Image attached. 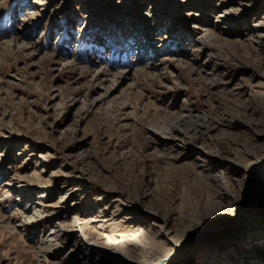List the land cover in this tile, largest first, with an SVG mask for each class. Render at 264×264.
Segmentation results:
<instances>
[{
	"label": "rangeland",
	"instance_id": "374dc122",
	"mask_svg": "<svg viewBox=\"0 0 264 264\" xmlns=\"http://www.w3.org/2000/svg\"><path fill=\"white\" fill-rule=\"evenodd\" d=\"M0 264H264V0H0Z\"/></svg>",
	"mask_w": 264,
	"mask_h": 264
},
{
	"label": "bare ground",
	"instance_id": "6f19581e",
	"mask_svg": "<svg viewBox=\"0 0 264 264\" xmlns=\"http://www.w3.org/2000/svg\"><path fill=\"white\" fill-rule=\"evenodd\" d=\"M12 41L14 43L16 42L15 39H12ZM34 48L35 47H33L31 45L30 47H27V46L23 47V48H21V50H15L14 49V51H13L14 54L8 52L6 54V59L7 60H13V61L16 60V59L22 60L23 57H24V53L25 52H30L31 53L32 51H34ZM49 59H50V61L52 60V58H49ZM70 67H74V66L70 65ZM84 73H85L84 75H87L86 72H84ZM99 76L100 77L104 76V72L102 74H100ZM145 76L146 75L144 74L143 77L145 78ZM226 103L227 104L225 105V107L221 111L218 112V115H219L218 120L219 121L220 120L224 121L223 117L228 115V114L230 115V117L233 120H236L237 117H240V118L243 117L244 118L247 115H249V113H252V111L256 108V106H254V104H252L251 102L243 104V103L234 102L232 100V101H229V102H226ZM205 123H206V119L204 117H195L194 120L188 121V122H186V119L184 120L183 117H181L179 119H173V120L172 119H167V121H164L161 124V126L162 125H167L168 126V128L166 126L163 127L164 132H165L163 134H169L170 135V134H173V133H178V134H182V135H185V136H189V135H192L193 133L199 132L198 131L199 128L203 127V125ZM230 149H231V144L229 143L228 140L224 139L221 142H217V153H221L222 151H225V150L230 152ZM244 152H245V150H244ZM213 176H214L213 177L214 180H218V179H221V178H226L225 177L226 175L223 172H218L217 174H215ZM209 186H210V184H208V186L205 185L206 198L208 197L207 195L211 192V189H210ZM246 211L242 210V213L239 216L240 222L242 221L243 223H245L247 221L248 216H244ZM52 240L53 239H51V241Z\"/></svg>",
	"mask_w": 264,
	"mask_h": 264
}]
</instances>
